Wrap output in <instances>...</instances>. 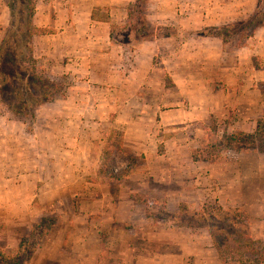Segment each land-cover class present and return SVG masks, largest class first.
<instances>
[{
	"label": "rangeland",
	"instance_id": "374dc122",
	"mask_svg": "<svg viewBox=\"0 0 264 264\" xmlns=\"http://www.w3.org/2000/svg\"><path fill=\"white\" fill-rule=\"evenodd\" d=\"M11 1L0 0L2 38L11 27ZM130 1L111 24L112 40L128 57L143 37L133 30L130 8L137 0ZM155 1L140 5L141 18L145 17L142 32L148 30L150 38L169 29L149 21ZM98 9L97 17L104 20L117 16L111 8ZM243 26H237L227 50L239 48ZM205 28L195 34L200 36ZM34 57L41 73L51 78L47 63ZM259 57L253 60L258 66ZM203 74L197 73L195 81L203 83L205 76L220 83L209 77L211 72ZM66 77L52 78L64 87L74 84ZM172 83L167 74V84ZM261 88L264 91V85ZM66 92L65 88L62 95ZM242 108L241 124L237 107H232L226 114L214 111L206 121L183 125V136L160 145L159 163L152 168H143V157L117 151L116 136L100 168L72 169L73 175L60 164L30 168L41 156L29 145L33 139L27 138L38 127V112L36 118L16 115L0 97V126L15 128L23 136L0 137V264H83L82 259L85 264H264V110L247 113ZM122 158L128 166L121 169ZM137 170L148 179L143 192L130 194L115 186L108 194L102 184L91 185ZM37 175L46 177L47 189L39 185V196L31 198ZM149 177L161 181L151 183ZM98 190L103 194L94 198Z\"/></svg>",
	"mask_w": 264,
	"mask_h": 264
},
{
	"label": "crops",
	"instance_id": "0c3cea01",
	"mask_svg": "<svg viewBox=\"0 0 264 264\" xmlns=\"http://www.w3.org/2000/svg\"><path fill=\"white\" fill-rule=\"evenodd\" d=\"M129 2L37 0L34 24L52 31L34 36V55L47 63V72L57 81L70 76L75 82L65 87V95L37 110L38 127L27 138L33 139L29 145L41 156L30 162V168L60 164L73 175L72 169L100 168L106 148L119 136L117 151L145 158L143 168L148 169L159 163L161 144L183 136V125L206 121L214 111L226 114L232 107H237L241 124L242 106L247 113L264 110V25L247 45L235 50H227L218 37L195 34L203 27L250 17L259 0H156L149 21L168 27V32L140 39L131 57L111 36L113 20L119 19V11L128 9ZM100 7L115 10L117 16L97 17ZM1 36L0 32V43ZM257 56L260 66L253 63ZM205 72L220 83L207 81L205 76L203 83L195 81L197 73ZM167 74L172 85L167 84ZM6 127L0 126V137L6 133L23 137L15 128ZM115 130L121 132L117 135ZM126 160L122 158L118 167L126 168ZM145 176L137 170L120 180L110 176L91 185L99 188L102 184L108 194L115 186L132 194L142 191L148 180ZM42 177L37 175L36 182H31L35 186L31 198L39 196V185L47 189L48 181ZM150 179L151 183L161 181L160 177ZM87 189L91 190L88 185ZM100 190L94 191V198Z\"/></svg>",
	"mask_w": 264,
	"mask_h": 264
},
{
	"label": "trees",
	"instance_id": "16d2710c",
	"mask_svg": "<svg viewBox=\"0 0 264 264\" xmlns=\"http://www.w3.org/2000/svg\"><path fill=\"white\" fill-rule=\"evenodd\" d=\"M145 1L147 0H137L130 8L133 30L137 36L143 34L140 39L153 36L148 30L142 32L144 25L140 22L145 20V17L141 18L143 8L140 10V5ZM9 7L12 15L11 27L0 43V97L14 114L36 118L37 110L44 104L56 100L63 94L65 87L61 82L54 81L48 75L41 73L37 59L34 57L33 38L42 33L34 24L36 3L33 0H13L9 3ZM239 24L244 25L239 29L241 31L239 44L244 46L254 32L264 25V0H259L256 12L246 20L207 27L202 34L218 37L223 41L224 46H228ZM127 175L123 172L118 175L119 177L113 176L121 178Z\"/></svg>",
	"mask_w": 264,
	"mask_h": 264
}]
</instances>
